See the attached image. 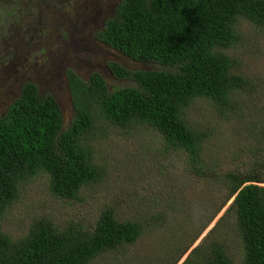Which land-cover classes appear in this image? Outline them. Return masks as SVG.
Instances as JSON below:
<instances>
[{"label":"trees","instance_id":"obj_1","mask_svg":"<svg viewBox=\"0 0 264 264\" xmlns=\"http://www.w3.org/2000/svg\"><path fill=\"white\" fill-rule=\"evenodd\" d=\"M241 23L255 32L248 40L264 38V0H119L96 39L142 65L130 70L108 63L112 77L125 85L108 88L98 73L84 80L67 71L72 116L64 128L56 100L24 84L20 97L0 115V264H90L134 244L143 231L166 226L168 212L176 210L169 206L171 194L161 190L169 202L157 199L159 205L152 204L157 212L123 217L112 204L102 203L89 223L71 219L57 226L41 216L17 238L3 229L20 190L38 177L62 203H94L87 190L97 193L109 174L98 165L101 144L141 130L159 137L160 158L184 153L197 180L207 181L211 174L210 181L226 193L197 233L168 254L169 262L185 254L233 199L220 218L227 228L214 229L219 232L199 243L182 264H264V111L241 101L250 87L258 88L242 73L237 56L247 43ZM200 108L210 111L213 129L207 118L193 117ZM224 123L249 137L236 148L239 160H227L228 169L219 174L220 165L206 162L205 152ZM247 157L252 160L244 171ZM231 247L239 248V256L230 254Z\"/></svg>","mask_w":264,"mask_h":264},{"label":"rangeland","instance_id":"obj_2","mask_svg":"<svg viewBox=\"0 0 264 264\" xmlns=\"http://www.w3.org/2000/svg\"><path fill=\"white\" fill-rule=\"evenodd\" d=\"M90 1L93 3L88 9L81 7L79 11L77 9L80 4L79 0H60V13L64 15H50L48 12L47 15L40 14L24 18L19 21L21 26L13 36L7 33L9 25L4 22L3 6L0 8V69L9 60L10 56L7 53L13 45L27 47L32 44L31 47H28L39 49L35 53L30 49L31 55L36 57H40L42 53L48 55L51 52V58L54 59L52 67L56 69V83L52 85L51 89H46L48 85H45L42 87V91L47 90L56 97L64 128L72 116L71 99H68V95L64 91L62 78L64 69H71L74 74L84 80H87L86 76L89 73H98L108 84V88H112L114 85H125V83L112 77L107 68L108 63H117L130 70L142 68V65L128 60L122 54L90 36L88 29L93 27V20L91 21L89 18L82 19L83 22H77L81 16L84 18L92 16L93 19L94 16L99 15H78V13H89L93 9H100L102 13L107 11L108 4L104 7L98 0H84L86 3ZM34 6H37V3ZM57 16L58 22H61L59 28L63 31L65 40L61 39L58 34V38L54 40L56 33L53 32L52 26L55 24ZM77 23H80L84 30H78L76 33L74 27ZM240 29L245 34L247 41L245 47L239 49L237 54L243 62L241 71L253 85L258 86L257 89L250 87L244 92L240 96L241 101L246 105L249 101V106L258 105V108L264 111V38L256 42L248 40L247 38H251L255 32L250 31L251 29L245 23H241ZM69 34L71 39H69ZM55 41L58 45H54ZM45 43L48 46L51 44L50 52L45 47ZM242 54H244L243 58ZM38 63L39 66L46 67L44 59ZM8 66L5 67V70ZM34 73H43V71L36 70ZM2 75L3 72L0 71V78ZM11 83V80L7 81V84ZM3 102L5 100H0V114L4 108ZM249 110L253 111L254 109ZM204 111L202 108L199 111L194 109L192 115L199 120L201 117L208 119L211 113L210 111L204 113ZM207 121L210 122L207 125L208 128L213 129L215 127L213 120L208 119ZM214 122L216 123L215 120ZM232 126V123H224L222 133H219V128H217L213 132L215 140L211 139L213 144L210 143L209 151L205 152L206 162L220 165L219 174L228 169L227 160H239L236 148L244 141V137L248 136L245 132L243 135L231 132ZM100 149L101 153L103 152V161L98 165H105L109 174L96 188L97 193L94 194L92 187L87 190L86 194L94 195L92 197L95 199L94 203H84L82 206L78 203L73 206L62 203L50 195L46 179L38 177V180L29 182L25 188L20 190V198L9 211L6 220L3 221V229L13 238H17L26 232L28 226L35 219L41 216L48 217L57 226L71 219L75 221L82 219L83 222L89 223L97 217L99 205L102 203L112 204L116 208L117 214L123 215V217L127 213L129 217L133 211H139L141 214L146 210L157 212L159 207L152 205L154 202L158 204L160 203L158 200L162 199L169 202L167 197H162L161 190H163L171 194L174 201L169 206L172 205L176 210L168 212L167 225L158 230L143 231L134 244L125 246L118 253L104 254L90 264H171L168 254L175 251L176 246L188 242L197 233L202 222L208 220L207 217L211 214L212 208L223 201L226 193L220 189L221 185L219 186L217 181H210L213 176L211 174H208L209 180L207 181L197 180L199 177L188 171L184 153L160 158L158 156L159 137L149 130H141L128 139L117 137L110 141H104ZM247 158V166L244 167V171L249 169L252 160L251 157ZM241 159L245 161V158ZM157 162L161 166H157ZM157 167L161 168V173H158L160 171ZM260 186H264V184ZM232 200L226 202L213 220L206 225L205 230L196 237L185 254L180 255L174 264H182L190 251L199 243L204 240L209 241L215 233L219 232L214 229L227 228V223L220 222V218ZM162 206L167 208L168 204L163 203ZM223 233L229 235L226 232ZM230 254L239 256V248L231 247Z\"/></svg>","mask_w":264,"mask_h":264},{"label":"flooded vegetation","instance_id":"obj_3","mask_svg":"<svg viewBox=\"0 0 264 264\" xmlns=\"http://www.w3.org/2000/svg\"><path fill=\"white\" fill-rule=\"evenodd\" d=\"M101 5L104 7L106 4H108L107 11L103 12L99 10H91L89 13H78V15H94L99 14L98 16H94L92 19V16L87 17H79L77 19V22L84 21L82 19H89L93 20V27L91 26L90 29H88V34L92 36L93 38L98 35V33L105 28L106 22L115 15L116 5L119 2V0H98ZM37 3V6H34V4ZM79 3L82 4L80 6L79 4V11L81 7L88 9L93 1H90L88 3L84 2V0H79ZM3 6V15L5 17V23H8L9 28H7V33L10 36H13L15 31L21 26V23L19 21H22L24 18L30 17L33 15H44L49 12L50 15H64L60 13V6L61 2L60 0H0V8ZM95 10V11H94ZM14 17V18H13ZM56 21L53 27V32L56 33V36L54 38L57 39L58 35L61 36V39L65 40L64 33L59 28L58 22V16L55 17ZM76 33L78 30L82 31L84 28L80 23L75 24L74 27ZM58 34V35H57ZM11 38V37H10ZM69 39H71V36L69 34ZM61 41V40H60ZM54 45H58L57 41L54 42ZM29 47L32 46V44L28 45ZM26 46L18 47L17 45H13L10 49L9 53H7L10 58L7 61V63L3 66V68L0 69V71L3 72L2 77L0 78V100H5L3 102V110L1 111L2 115L4 111L15 101L20 97L21 89L24 84H33L37 92L40 96L48 95L46 91H42V87H45V85H48V88L51 89L52 85H55L56 83V69L52 67L54 63V59H52V53L50 52L49 47L51 48V44L48 46L47 43H45V47L49 50L50 54L42 53L40 57H36L35 55H31L32 52L39 51V49L36 48H29ZM46 61V67L39 66L38 61L40 60ZM10 65V66H8ZM8 66L5 70V67ZM36 70H41L43 73H34ZM72 71L71 69H64L62 78L64 83V91L68 95V99H70V93L68 88V81H67V71ZM73 72V71H72ZM74 73V72H73ZM91 73H89L86 78L88 79ZM11 80L12 83L9 85L7 84V81ZM55 100L56 97L50 93ZM58 96V95H57ZM57 102V100H56ZM58 103V102H57ZM59 105V104H58ZM60 108V107H59Z\"/></svg>","mask_w":264,"mask_h":264}]
</instances>
